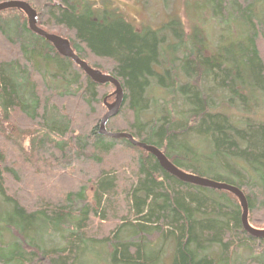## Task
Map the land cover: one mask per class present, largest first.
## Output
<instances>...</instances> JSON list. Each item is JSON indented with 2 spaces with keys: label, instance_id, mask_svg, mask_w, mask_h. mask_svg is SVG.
Segmentation results:
<instances>
[{
  "label": "trees",
  "instance_id": "16d2710c",
  "mask_svg": "<svg viewBox=\"0 0 264 264\" xmlns=\"http://www.w3.org/2000/svg\"><path fill=\"white\" fill-rule=\"evenodd\" d=\"M7 1L28 3L41 29L120 82L107 132L155 146L195 176L200 139L223 174L210 180L241 190L250 225L264 229L255 96L264 93V0H194L187 25L177 17L141 31L86 2ZM7 13L17 17L0 16V264H159L150 256L159 242H174L173 264H264V239L244 230L235 196L184 183L128 140L101 134L115 88L62 58L24 13ZM241 249L253 257L236 261ZM95 250L106 259L88 260Z\"/></svg>",
  "mask_w": 264,
  "mask_h": 264
},
{
  "label": "rangeland",
  "instance_id": "374dc122",
  "mask_svg": "<svg viewBox=\"0 0 264 264\" xmlns=\"http://www.w3.org/2000/svg\"><path fill=\"white\" fill-rule=\"evenodd\" d=\"M81 1V3H89L93 9H98L99 11H104L105 9H117L124 17V19L131 23L136 29L144 30V29H152L157 30L165 23H168L172 19L180 18L183 23L187 25V10H190L191 13L196 11L194 0H77ZM10 11V10H9ZM2 15V16H1ZM205 15H209L208 12ZM0 16L4 18L3 20H10V16H16V13H7V11L1 12ZM23 17V16H22ZM19 15V18L22 19ZM24 19V17H23ZM28 26V25H27ZM48 31V30H47ZM51 34L57 35L56 31L49 30ZM49 33V34H50ZM66 35V34H65ZM58 36V35H57ZM64 36V35H63ZM67 36V35H66ZM91 64H95V61L89 60ZM114 91L108 89L107 93L112 94ZM255 96L258 97V100L262 104V111L260 112L262 116V120L264 121V93L261 91H257ZM115 98V97H114ZM114 98L110 100V102L114 101ZM207 143V142H206ZM193 155L191 158H195L194 161H197L200 165L201 171L199 172V176L207 179L216 178L217 175H223L222 172H218L213 170V165L216 164V158L213 154L211 148L208 144H204L200 139H195L193 144ZM181 170L185 173L190 174L189 171L185 167H181ZM85 198L88 199L89 202L93 201L94 198V187L93 185H89L87 190L85 191ZM0 209H4L0 201ZM104 253L109 254V249H104ZM217 252V248L214 249ZM150 256H155L159 258V264H173L174 256H175V244L174 242L163 244L159 242L152 250ZM106 255L101 253L99 250L93 251V255L89 254L87 259H93L96 261H100L105 258ZM249 257H253L250 251L245 249H241L238 253V257L236 261H244ZM260 258V257H257ZM106 259V258H105ZM103 261V260H102ZM103 264H108L104 262Z\"/></svg>",
  "mask_w": 264,
  "mask_h": 264
},
{
  "label": "water",
  "instance_id": "95a60500",
  "mask_svg": "<svg viewBox=\"0 0 264 264\" xmlns=\"http://www.w3.org/2000/svg\"><path fill=\"white\" fill-rule=\"evenodd\" d=\"M8 10H19L24 13L27 18V25L29 30L33 34L43 38L48 43H50L62 58H66L74 62L92 80V82L103 86L110 84L115 88V91L113 93L115 101L111 104H107L108 113L103 117L100 124L101 134L114 139L128 140L133 146L138 147L146 151L147 153L153 155L165 172L184 183L197 187L223 191L235 196L239 201L242 210L241 222L244 230L255 239H264V229H255L249 223L248 202L244 193L241 190L225 183L185 173L184 171L177 168L160 149L155 146H149L144 143H140L129 134L108 133L106 130V124L111 118L117 116L124 100V91L120 82L112 76L94 70L87 63L82 61L72 49L69 41L57 35L49 34L43 29H41L39 27V17L37 15V12L28 3L24 1H7L0 3V13ZM105 103L107 102L105 101Z\"/></svg>",
  "mask_w": 264,
  "mask_h": 264
},
{
  "label": "bare ground",
  "instance_id": "6f19581e",
  "mask_svg": "<svg viewBox=\"0 0 264 264\" xmlns=\"http://www.w3.org/2000/svg\"><path fill=\"white\" fill-rule=\"evenodd\" d=\"M66 40V39H65ZM75 52V51H74ZM82 60V59H81ZM83 61V60H82ZM85 62V61H84ZM92 68V67H91ZM98 71V70H97ZM108 104V103H107ZM109 133V132H108ZM114 134V133H113ZM141 143V142H140ZM181 170V169H180ZM226 184V183H225ZM237 188V187H236ZM254 228V227H253Z\"/></svg>",
  "mask_w": 264,
  "mask_h": 264
}]
</instances>
